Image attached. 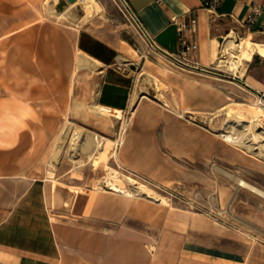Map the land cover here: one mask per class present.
I'll use <instances>...</instances> for the list:
<instances>
[{"label": "rangeland", "instance_id": "rangeland-1", "mask_svg": "<svg viewBox=\"0 0 264 264\" xmlns=\"http://www.w3.org/2000/svg\"><path fill=\"white\" fill-rule=\"evenodd\" d=\"M46 1L38 5V17L30 19L31 23L35 21V33H27L26 26L18 33H0V107L13 105L9 113L0 111V137L9 136L13 128L17 138L23 132L20 129L23 119L33 115L28 111L29 107L23 110L19 107H34L36 92L43 89L44 84L49 91L56 90L57 85L67 87L66 111L43 114V118L36 115V122L29 123L31 127L26 133L34 142L30 149L33 157L29 170L46 183L54 222L85 224L100 230L108 226L116 233H129L144 241L160 264H191L189 256L182 252L183 240L206 244L218 252L237 254L238 264H264V196L239 186L240 179H245L264 189V156L255 157L220 136L218 130L224 128L227 120L226 112L220 111V107L198 101L199 104L190 109L193 105L184 102L187 97L173 77L199 74L155 49L137 27L122 0H98L101 9L89 19L85 18L87 8L82 1L70 7L68 0H52L56 11L70 7L68 20L50 16ZM43 23L57 26L56 29L62 32L55 28L44 30L39 27ZM80 28H88L110 43L137 51L136 55H129L135 61L129 70L133 73L134 91L137 90L140 98L136 105L123 112V119L115 114L105 118L89 112L90 105L96 102L101 81L100 67L80 68L79 52L69 43L70 37L68 41L64 39L68 30ZM234 33L240 38L261 41L245 29ZM225 36L214 41L215 57L209 66L214 73L202 72L218 77L215 81L226 94L222 106L238 102L242 105L239 109L249 115L248 109L262 105L257 103L260 90L256 84H264V70L259 68L264 65V57L255 54L252 61L240 66L238 74L217 66V58L223 54ZM33 74L45 75L48 79L32 81L29 75ZM29 87L33 93L27 91ZM51 94L53 96V92ZM55 100L53 97V107ZM138 106L147 110L144 122L138 128L141 138L130 143L132 151L138 150V153L122 156V146L130 133ZM186 108L190 112L186 113ZM179 113L185 117H179ZM176 119L194 126L191 132L205 145L206 156L203 153L176 155L171 151ZM69 124L73 130L78 127L113 140L120 139L119 143L113 144L117 153L109 163L120 172L119 184L131 190L133 185L126 179L129 175L146 184L163 201L96 189V182L107 175V167L100 166L97 171L86 154H81L85 163L75 164L70 157L71 151H68L71 135L61 160L53 166L56 143ZM123 126L129 131H123ZM239 206L245 216L239 214ZM109 212L113 214L111 220H102ZM195 226L207 232L193 229ZM179 229L185 231L180 242L176 237ZM195 260L196 264H204L198 262L199 258Z\"/></svg>", "mask_w": 264, "mask_h": 264}, {"label": "crops", "instance_id": "crops-1", "mask_svg": "<svg viewBox=\"0 0 264 264\" xmlns=\"http://www.w3.org/2000/svg\"><path fill=\"white\" fill-rule=\"evenodd\" d=\"M42 1L0 0L2 3L0 5V33L2 35L18 33L23 26L28 27L27 33H35V21L31 23L30 19L38 17L36 10ZM127 1L147 31L155 38L161 51L176 52L179 47L178 21L197 15L199 31L195 34V39L200 46L197 59L201 67H209L214 62L215 40L236 30L245 29L243 22L250 14L253 3L264 5V0H224L217 13L212 14L204 7V0ZM8 3L14 6H9ZM8 19L10 21H7ZM39 27L49 30L56 29L57 26L43 23ZM76 30H68L64 33L66 35L64 39L67 40L70 37L69 43L80 55L86 54L99 62L101 81L96 102L112 110L127 111L133 106L134 93V78L129 67L135 64V61L129 57L130 54L124 51L128 47L110 43L88 28ZM56 31L62 32L59 28ZM251 34L264 42V33L252 32ZM259 68L264 70V65L261 64ZM190 69L199 75L182 74L173 77L174 82L187 97L184 102L193 105L190 109L195 108L199 104L198 101L206 104L214 103L215 106L221 107L226 94L218 86V81H215L218 77L210 74L214 72L204 73L200 69ZM202 75L206 77L203 78ZM29 78L32 81L48 79L41 74L29 75ZM56 88L54 91H49L44 84L43 89L40 88L36 92L34 107H19L21 110L29 107L28 111L33 117L23 119L22 125L20 123V129L23 132L19 133L18 138L14 136L16 133L14 128L10 130L6 138L0 137V147H2L0 156V264H160L150 254L147 244L133 238L129 233H116L108 226L105 230H100L95 227L90 228L85 224L54 222L49 209L46 183L43 178L33 176L29 170L33 157L30 149L34 142L30 140L31 135L29 133L26 135V133L31 127L29 123L36 122L38 118L36 115H42L41 118H43V114H57L66 111L67 87L57 85ZM256 88L264 90V84L260 82L256 84ZM27 91L33 93L30 87ZM53 97L56 99L54 107ZM12 109L13 105L0 107L1 113H9ZM146 111V107L138 106L134 112L133 125L122 146V156L131 152L138 153V150L132 151L130 143L134 139L138 141L139 137L141 138L142 133L138 128L144 122ZM176 122L171 151L176 155L187 153L189 156H196L203 153L206 156L205 145L195 138L194 132H191L194 126L183 124L179 119H176ZM183 129L189 132H184ZM240 213L245 216L239 206ZM107 215L108 217L102 220H111L113 214L109 212ZM190 228L192 227L190 226L189 230ZM193 229L207 232L206 229L196 226ZM184 232V229L177 231L178 242ZM182 243V252L189 256L191 264H196L195 258H199L198 262H204V264L239 263L237 254L218 252L206 244L195 243L191 240H183Z\"/></svg>", "mask_w": 264, "mask_h": 264}, {"label": "bare ground", "instance_id": "bare-ground-1", "mask_svg": "<svg viewBox=\"0 0 264 264\" xmlns=\"http://www.w3.org/2000/svg\"><path fill=\"white\" fill-rule=\"evenodd\" d=\"M83 2L87 8L85 15L86 19H89L91 15L97 13L101 9V5L98 0H77L70 3V7L74 6L78 2ZM52 0H47L46 3L50 6L48 14L56 19L68 20L69 8L64 11H56L51 3ZM223 51L222 55L217 58L216 65L225 67L226 70L238 74L240 66L244 65L246 61H252L255 54H260L264 57V43L261 41L253 40L249 37H238L234 32L226 35L222 41ZM124 51L136 55L137 51L130 48L124 49ZM215 57V53H214ZM125 60V59H124ZM80 68L89 67L97 69L99 62L92 59L86 54H81L78 60ZM244 75V71L242 72ZM159 84V83H158ZM140 98L137 90L134 91L132 96V103L136 105ZM258 103V102H257ZM165 105H169L167 102ZM238 102H231L227 105L221 106L220 111H225L227 120L223 129L218 130L220 136L231 144L241 147L249 152L251 155L262 158L264 156V106L258 105L248 109L249 115L243 113L242 108L239 109ZM186 113L190 112L188 108L184 110ZM89 112L98 117L109 118L113 114L117 118L123 119V111L112 110L110 107L101 105L97 102L90 105ZM179 117H185L184 114L179 113ZM123 131L128 132L129 129L123 126ZM71 135V142L68 151H71V159L75 164H83L86 161L81 154H86L89 160L93 161L95 169L100 170V166L107 167V175L104 179L99 180L95 184V188L99 190H111L113 192H119L129 196L145 197L155 201H163V199L157 197L154 192L147 187L146 184L137 181L131 176H126L128 182L132 186L131 190L124 188L118 182L119 171L110 166V160L112 156L116 155L114 145L120 142V139L113 140L107 136L100 135L98 132L86 130L83 128L72 129V124H69L64 130L63 134L58 138L54 152L52 165L56 166L61 160V157L65 153V147L67 145L69 136ZM124 139V138H123ZM114 144V145H113ZM50 175L53 172L50 171ZM239 185L248 188L254 192H257L264 196V189L248 182L245 179H240Z\"/></svg>", "mask_w": 264, "mask_h": 264}, {"label": "built area", "instance_id": "built-area-1", "mask_svg": "<svg viewBox=\"0 0 264 264\" xmlns=\"http://www.w3.org/2000/svg\"><path fill=\"white\" fill-rule=\"evenodd\" d=\"M126 5L127 10L133 18L137 27L144 33L148 38L151 45L157 49L160 53L166 57L172 59L175 63L181 66L200 69V64L197 59L200 46L198 41L195 39V34L199 31V19L197 15H192L186 20L178 21L179 29V47L176 52L161 51L155 40V38L147 31L142 21L136 15L132 7L127 0H122ZM224 0H204V7L210 11V13H217L218 9L222 5ZM243 27L246 31L252 33H264V5L259 3H253L250 14L243 22ZM264 43L263 41H261ZM204 72H213L209 67H201ZM259 100L258 103L264 106V90L258 92Z\"/></svg>", "mask_w": 264, "mask_h": 264}, {"label": "water", "instance_id": "water-1", "mask_svg": "<svg viewBox=\"0 0 264 264\" xmlns=\"http://www.w3.org/2000/svg\"><path fill=\"white\" fill-rule=\"evenodd\" d=\"M75 1H77V0H68V2H70V3H73V2H75Z\"/></svg>", "mask_w": 264, "mask_h": 264}]
</instances>
